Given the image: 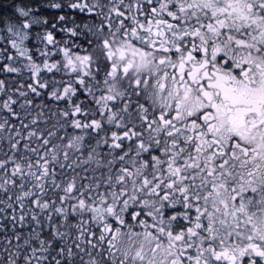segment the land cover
<instances>
[{"label": "snow or ice", "instance_id": "obj_1", "mask_svg": "<svg viewBox=\"0 0 264 264\" xmlns=\"http://www.w3.org/2000/svg\"><path fill=\"white\" fill-rule=\"evenodd\" d=\"M0 264H264V0H0Z\"/></svg>", "mask_w": 264, "mask_h": 264}]
</instances>
